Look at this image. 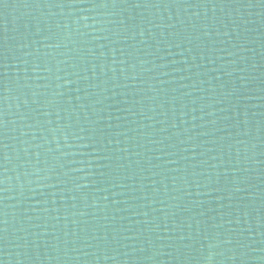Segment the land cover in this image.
Instances as JSON below:
<instances>
[{
  "label": "water",
  "instance_id": "95a60500",
  "mask_svg": "<svg viewBox=\"0 0 264 264\" xmlns=\"http://www.w3.org/2000/svg\"><path fill=\"white\" fill-rule=\"evenodd\" d=\"M0 264H264V0H0Z\"/></svg>",
  "mask_w": 264,
  "mask_h": 264
}]
</instances>
